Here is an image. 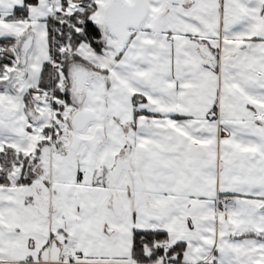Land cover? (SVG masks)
Segmentation results:
<instances>
[{
  "label": "snow or ice",
  "instance_id": "1",
  "mask_svg": "<svg viewBox=\"0 0 264 264\" xmlns=\"http://www.w3.org/2000/svg\"><path fill=\"white\" fill-rule=\"evenodd\" d=\"M0 264H264V0H0Z\"/></svg>",
  "mask_w": 264,
  "mask_h": 264
}]
</instances>
